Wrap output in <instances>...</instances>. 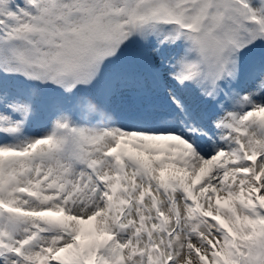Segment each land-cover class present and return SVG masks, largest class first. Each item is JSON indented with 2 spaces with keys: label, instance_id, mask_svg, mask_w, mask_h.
Instances as JSON below:
<instances>
[{
  "label": "snow or ice",
  "instance_id": "snow-or-ice-1",
  "mask_svg": "<svg viewBox=\"0 0 264 264\" xmlns=\"http://www.w3.org/2000/svg\"><path fill=\"white\" fill-rule=\"evenodd\" d=\"M0 264H264V0H0Z\"/></svg>",
  "mask_w": 264,
  "mask_h": 264
}]
</instances>
